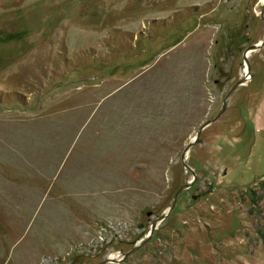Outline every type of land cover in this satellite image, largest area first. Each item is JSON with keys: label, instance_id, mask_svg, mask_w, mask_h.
<instances>
[{"label": "rangeland", "instance_id": "obj_1", "mask_svg": "<svg viewBox=\"0 0 264 264\" xmlns=\"http://www.w3.org/2000/svg\"><path fill=\"white\" fill-rule=\"evenodd\" d=\"M261 0H0V264H264ZM226 72L223 76L220 72ZM219 80L218 84L215 81ZM196 196V199H194Z\"/></svg>", "mask_w": 264, "mask_h": 264}, {"label": "water", "instance_id": "obj_2", "mask_svg": "<svg viewBox=\"0 0 264 264\" xmlns=\"http://www.w3.org/2000/svg\"><path fill=\"white\" fill-rule=\"evenodd\" d=\"M261 19L263 20L264 22V0H263V9H262V12H261ZM264 47V38L263 40L258 43V44H255V45H252L250 47H248L245 51H244V54H243V64L242 66L243 67H247L248 69V73L251 72V67H250V62H249V59H248V53L249 52H253V51H258L260 50L261 48ZM225 74V73H224ZM226 75V74H225ZM243 82L244 81H239L238 83H236L232 88L231 90L229 91V93L227 94L226 98L224 99L223 101V104H222V108L220 110V112L216 115V117H214L213 119L205 122L201 127L200 129L198 130V132L196 133V136L192 139V141L188 144V146L184 149L183 153H182V163L185 167V169H189L191 170L192 172V175H193V180L189 183H187L186 185L182 186L178 191L177 193L175 194L174 198H173V202H172V205L171 207L167 210L166 213H164L163 215H161L157 221L153 222L152 223V226H151V229L149 231V234L145 237V239L142 241V243H140L139 245H137L136 247H134L133 250H131L129 253H127V255L124 257H128L129 255L133 254L134 252H136L142 245L146 244L149 239L153 236L155 230L158 228V225L163 222L164 220H166L167 217H169L171 215V213L174 211L175 209V206L177 204V200L179 198V196L186 190H189L193 184L195 183L196 181V173L194 172V170H192L191 167H189L187 164H186V160L188 158V154L190 152V150L196 146L197 144L201 143V136H202V133L203 131L209 127L210 125H212L213 123H215L216 121H218L220 119V117L223 115V113L226 111L227 109V106H228V101L229 99L231 98L232 94L238 90V88H240L241 86H243ZM194 199H196V196H194ZM123 259H120V260H117L115 258H109L107 260H104L102 261L101 263L99 264H109V263H118V262H121Z\"/></svg>", "mask_w": 264, "mask_h": 264}, {"label": "bare ground", "instance_id": "obj_3", "mask_svg": "<svg viewBox=\"0 0 264 264\" xmlns=\"http://www.w3.org/2000/svg\"><path fill=\"white\" fill-rule=\"evenodd\" d=\"M262 1H263V0H262ZM251 54H252V52H249V53H248V58L250 57ZM244 73H246L245 76H246V78H248V76H249L250 73H248V69H247V67H245V69H244Z\"/></svg>", "mask_w": 264, "mask_h": 264}, {"label": "flooded vegetation", "instance_id": "obj_4", "mask_svg": "<svg viewBox=\"0 0 264 264\" xmlns=\"http://www.w3.org/2000/svg\"><path fill=\"white\" fill-rule=\"evenodd\" d=\"M261 1H262V0H261ZM262 2H263V1H262ZM224 73H225L226 75H225ZM220 74L223 75V76H227V75H228L226 72H223V71H221ZM218 83H219V80H216V81H215V84H218ZM228 93H229V92H228ZM124 259H125V258H123V260H124Z\"/></svg>", "mask_w": 264, "mask_h": 264}]
</instances>
